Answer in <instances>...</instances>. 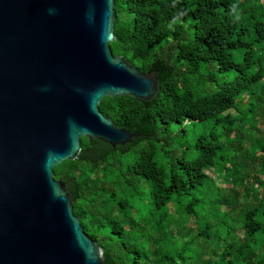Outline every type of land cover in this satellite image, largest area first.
Masks as SVG:
<instances>
[{"label":"trees","instance_id":"obj_1","mask_svg":"<svg viewBox=\"0 0 264 264\" xmlns=\"http://www.w3.org/2000/svg\"><path fill=\"white\" fill-rule=\"evenodd\" d=\"M113 11L112 56L141 73L156 60L167 77L151 104H98L114 126L146 121L148 138L53 167L74 184L84 234L112 264H264V0H113Z\"/></svg>","mask_w":264,"mask_h":264},{"label":"water","instance_id":"obj_2","mask_svg":"<svg viewBox=\"0 0 264 264\" xmlns=\"http://www.w3.org/2000/svg\"><path fill=\"white\" fill-rule=\"evenodd\" d=\"M114 18L113 0H0V264H112L52 169L150 136L146 121L114 126L98 110L105 97L151 104L167 77L156 60L141 73L112 56Z\"/></svg>","mask_w":264,"mask_h":264},{"label":"rangeland","instance_id":"obj_3","mask_svg":"<svg viewBox=\"0 0 264 264\" xmlns=\"http://www.w3.org/2000/svg\"><path fill=\"white\" fill-rule=\"evenodd\" d=\"M212 176H213V175H212ZM239 201H241V200H239ZM178 225L183 226V222L179 221V222H178ZM185 226H187V227H189V228H193L194 224H193L192 220H190V221H188V222L185 223ZM170 231H171L172 233H174V228L171 227V228H170ZM203 250L205 251V253H201L200 256H199L201 260L206 259V258L210 255V254H209V252H210V248H209V246H204V247H203Z\"/></svg>","mask_w":264,"mask_h":264},{"label":"clouds","instance_id":"obj_4","mask_svg":"<svg viewBox=\"0 0 264 264\" xmlns=\"http://www.w3.org/2000/svg\"><path fill=\"white\" fill-rule=\"evenodd\" d=\"M233 12H236V9L235 7L233 8ZM237 18H239V15L237 14Z\"/></svg>","mask_w":264,"mask_h":264}]
</instances>
